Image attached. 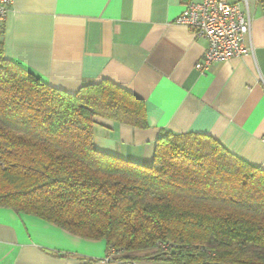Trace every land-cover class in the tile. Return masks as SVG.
<instances>
[{
  "label": "trees",
  "instance_id": "16d2710c",
  "mask_svg": "<svg viewBox=\"0 0 264 264\" xmlns=\"http://www.w3.org/2000/svg\"><path fill=\"white\" fill-rule=\"evenodd\" d=\"M1 50L0 207L116 260L264 264L263 169L201 133H161L150 164L98 151L96 118L144 128L143 100L108 79L67 92Z\"/></svg>",
  "mask_w": 264,
  "mask_h": 264
},
{
  "label": "crops",
  "instance_id": "0c3cea01",
  "mask_svg": "<svg viewBox=\"0 0 264 264\" xmlns=\"http://www.w3.org/2000/svg\"><path fill=\"white\" fill-rule=\"evenodd\" d=\"M187 1L14 0L0 22L2 56L70 93L108 79L143 100L144 128L96 118L98 151L150 164L161 133H201L264 170V0H227L250 15L248 50L202 72L207 41L176 22ZM107 257L103 239L0 207V264Z\"/></svg>",
  "mask_w": 264,
  "mask_h": 264
},
{
  "label": "built area",
  "instance_id": "2783aa9c",
  "mask_svg": "<svg viewBox=\"0 0 264 264\" xmlns=\"http://www.w3.org/2000/svg\"><path fill=\"white\" fill-rule=\"evenodd\" d=\"M14 0H0V22H3ZM245 1V0H241ZM176 22L189 28L195 37L207 41L202 60L195 68L202 72L218 61L245 54V40L250 34L251 18L240 2L227 0H188ZM264 142V135L261 137ZM109 264H138L131 260L106 258Z\"/></svg>",
  "mask_w": 264,
  "mask_h": 264
},
{
  "label": "rangeland",
  "instance_id": "374dc122",
  "mask_svg": "<svg viewBox=\"0 0 264 264\" xmlns=\"http://www.w3.org/2000/svg\"><path fill=\"white\" fill-rule=\"evenodd\" d=\"M138 264H163V263H158V262H138Z\"/></svg>",
  "mask_w": 264,
  "mask_h": 264
}]
</instances>
